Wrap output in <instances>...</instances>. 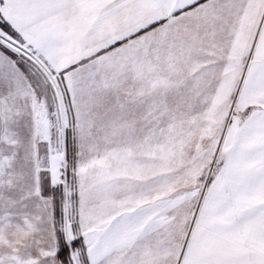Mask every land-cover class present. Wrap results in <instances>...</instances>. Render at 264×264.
I'll list each match as a JSON object with an SVG mask.
<instances>
[{
  "label": "snow or ice",
  "instance_id": "snow-or-ice-1",
  "mask_svg": "<svg viewBox=\"0 0 264 264\" xmlns=\"http://www.w3.org/2000/svg\"><path fill=\"white\" fill-rule=\"evenodd\" d=\"M0 264H264V0H0Z\"/></svg>",
  "mask_w": 264,
  "mask_h": 264
}]
</instances>
